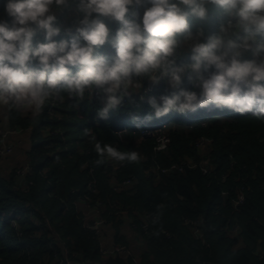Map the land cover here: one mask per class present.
<instances>
[{
    "label": "trees",
    "instance_id": "16d2710c",
    "mask_svg": "<svg viewBox=\"0 0 264 264\" xmlns=\"http://www.w3.org/2000/svg\"><path fill=\"white\" fill-rule=\"evenodd\" d=\"M6 2L0 0V21L11 24ZM77 5L68 0L63 15L54 11L61 33L54 41L77 35L83 19ZM71 12L79 19L68 32L62 17ZM221 19L212 9L207 21H190L191 29L215 34ZM104 22L111 35L120 27ZM97 53L115 55L109 43ZM179 63H191L190 53ZM38 66V61L29 65ZM68 67L72 74L78 71ZM189 75L195 79L186 73L181 87L199 95ZM96 91L60 88L38 111L0 105L7 127L22 130L30 167L23 186L16 181L17 168L0 161V264H264V120L209 108L146 121L152 111L148 98L160 102L173 92L167 80L146 79L104 120L97 115L103 105ZM86 130L102 144L138 152L140 160L120 168L108 159L97 163L103 158ZM160 135L170 144L157 151ZM172 166L177 168L163 172ZM126 180L131 184L124 185ZM78 204L90 205L94 219L104 221L100 234L85 227ZM161 205L162 230L150 223ZM105 243L123 246L130 256L108 253Z\"/></svg>",
    "mask_w": 264,
    "mask_h": 264
},
{
    "label": "clouds",
    "instance_id": "9594fccd",
    "mask_svg": "<svg viewBox=\"0 0 264 264\" xmlns=\"http://www.w3.org/2000/svg\"><path fill=\"white\" fill-rule=\"evenodd\" d=\"M67 3L7 0L11 24L0 21V105L38 111L60 88L82 94L95 86L103 105L97 115L106 120L145 79H166L173 92L160 102L148 98L152 111L146 121L172 111L186 114L209 108L264 120V0H78L83 19L77 35L54 41L60 34L54 11ZM212 9L222 17L218 32L206 34L202 27L193 31L190 21H207ZM104 18L120 25L114 35ZM37 30L44 32L46 42L33 47ZM106 43L115 52L111 59L97 53ZM185 52L190 53L189 64L179 63ZM246 53L252 59H244ZM33 61H38L39 70L29 67ZM68 66L78 71L72 74ZM186 73L195 75L194 81L188 78L201 90L199 95L181 87ZM84 134L103 158L97 163L140 160L136 151L100 143L91 130ZM163 215L164 206H158L150 223L162 230Z\"/></svg>",
    "mask_w": 264,
    "mask_h": 264
},
{
    "label": "rangeland",
    "instance_id": "374dc122",
    "mask_svg": "<svg viewBox=\"0 0 264 264\" xmlns=\"http://www.w3.org/2000/svg\"><path fill=\"white\" fill-rule=\"evenodd\" d=\"M62 24L64 27H67V25H68V17L67 16L62 17ZM194 80L195 79H193V81ZM196 89L198 91H201L199 88H196ZM1 109H3V108H1ZM1 109H0V123H5L4 121L6 120V114H5V111L1 110ZM20 109L27 111V112L28 111H34L33 109H30L27 107L20 108ZM17 135H20V136L18 137ZM17 138L22 140V142L24 144V136H22V130L16 131L12 128L4 127L3 125H0V143H1V145H7V147L10 148V150L8 152H5L4 154H0V161L2 164L10 162V164L12 165L13 168H16L15 165L20 164L19 165L20 169L16 171L17 178H18V180H16V181L18 182V184L24 185L26 182L24 180V178H25L26 174H29L30 167L27 163V156L23 153V150H22L23 145H20V144L17 146L15 145V139H17ZM19 148H21V149L19 150ZM54 154H52V155H54ZM9 170H12V168L11 169L9 168ZM78 208H79V211L81 212L79 215H81L83 220H84V218L86 220L85 226L88 228H91V229L96 227V225L99 223L100 220H98V219L95 220L94 217H92V214L89 213V212H92L93 208L88 204H83V205L78 204ZM93 216H94V213H93ZM104 245L106 246V248H108V249L110 248V245H107L106 243ZM109 250L110 251H108V253L111 252V248ZM104 252H105V250H104ZM118 254H120V253H118ZM129 256H130V254L127 255V257H129Z\"/></svg>",
    "mask_w": 264,
    "mask_h": 264
},
{
    "label": "built area",
    "instance_id": "2783aa9c",
    "mask_svg": "<svg viewBox=\"0 0 264 264\" xmlns=\"http://www.w3.org/2000/svg\"><path fill=\"white\" fill-rule=\"evenodd\" d=\"M140 11V13H141V15L143 14V10L142 9H140L139 10ZM75 29H76V22H75V20H73V21H71L70 23H69V27L67 28V31L68 32H73V31H75ZM61 34V33H60ZM59 34V35H60ZM41 41H42V32L41 31H39V30H37L36 31V35L34 36V38H33V43L34 44H39V43H41ZM40 67L41 66H38V67H35L34 68V70H39L40 69ZM209 74V73H208ZM208 74H206L205 75V77H207V75ZM164 80H166V79H161L160 81H159V83H157V84H160L161 82H163ZM96 95H101L98 91H96ZM17 107V106H16ZM18 108H20V107H18ZM14 130H16V131H19V130H17V129H14ZM152 134L153 133H145V136L146 137H148V136H152ZM157 146H156V150L157 151H162V150H165L168 146H169V144H170V139L167 137V136H165V135H160V136H158L157 137ZM10 150V148L9 147H7V145H2L1 147H0V154H4L5 152H8ZM111 161V160H110ZM112 166H115L116 168H120V167H122L125 163L124 162H115V161H111V163H110ZM191 167H194V166H191ZM177 167L176 166H172L171 167V169H169V170H163V172H168V171H170V170H175ZM179 170H182V168H179ZM123 184L124 185H129V184H131V180H126V181H124L123 182ZM78 207V206H77ZM79 209V208H78ZM79 212V211H78ZM77 212V213H78ZM97 220V219H96ZM98 220H100L99 221V223L96 225V227H94L93 229H91V228H88V227H86L87 229H89V230H92V231H95V233L96 234H100L101 233V231H102V227H103V224H104V221L103 220H101V219H98ZM105 252H107V250H105ZM111 253H120V254H122V255H128V254H130V252L129 251H127L124 247H120V246H116V247H114L113 249H111Z\"/></svg>",
    "mask_w": 264,
    "mask_h": 264
},
{
    "label": "crops",
    "instance_id": "0c3cea01",
    "mask_svg": "<svg viewBox=\"0 0 264 264\" xmlns=\"http://www.w3.org/2000/svg\"><path fill=\"white\" fill-rule=\"evenodd\" d=\"M66 11H65V8H64V6H61L60 7V9H59V11H58V14H60V15H63L64 13H65ZM67 17H68V25H67V28L69 27V23L71 22V21H73V20H75V22H76V26H77V23H78V19H79V16H77V13L76 12H74V13H69L68 15H67ZM153 83V82H152ZM3 122V121H2ZM5 123H0V125H3L4 127H7V122H6V120L4 121ZM18 137L20 136V135H17ZM23 145V142H22V140H20V139H15V145ZM2 145H1V143H0V147H1ZM20 165V164H19ZM19 165H15L16 166V171L17 170H19L20 169V167H19ZM28 176V174H26V176H25V178H24V180H26V177ZM18 179V178H17ZM23 186H25V184L23 185ZM91 211V210H90ZM90 214H92V217H94L95 216V213L92 211V212H89ZM93 213H94V216H93ZM110 251V250H109ZM111 253V252H110Z\"/></svg>",
    "mask_w": 264,
    "mask_h": 264
}]
</instances>
